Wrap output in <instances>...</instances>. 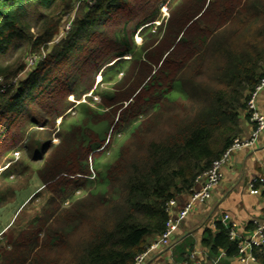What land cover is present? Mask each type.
Returning a JSON list of instances; mask_svg holds the SVG:
<instances>
[{
    "label": "trees",
    "instance_id": "trees-1",
    "mask_svg": "<svg viewBox=\"0 0 264 264\" xmlns=\"http://www.w3.org/2000/svg\"><path fill=\"white\" fill-rule=\"evenodd\" d=\"M76 1L0 0V162L23 152L0 172V208L15 195L3 182L28 171L45 196L37 213L0 235L10 237L0 264H134L164 231L166 203L189 196L239 137L264 74V0H93L48 46L55 18ZM41 48L48 53L26 71L25 59ZM97 76L111 86L101 89ZM90 91L100 106L115 107L103 114L92 96L81 102ZM123 107L132 120L117 122L125 120L130 141L115 148V129L105 137ZM72 108L78 116L68 121ZM57 118L59 144L46 135L39 144L33 130ZM228 233L223 222L203 229L209 258L236 257L238 240ZM178 258L188 263L189 252Z\"/></svg>",
    "mask_w": 264,
    "mask_h": 264
},
{
    "label": "crops",
    "instance_id": "crops-1",
    "mask_svg": "<svg viewBox=\"0 0 264 264\" xmlns=\"http://www.w3.org/2000/svg\"><path fill=\"white\" fill-rule=\"evenodd\" d=\"M257 107L264 116V90L257 98ZM252 126L242 120V131L238 138L248 139ZM264 176V131L257 138L253 147L243 148L231 155L229 163L222 169V179L213 189L211 197L203 204L197 205L183 220L173 234L174 246L167 253L150 255L145 264H184L179 259V253H195L196 262L186 264H217L225 259V264H238L235 258H224L221 253L216 259L208 257L200 246L201 235L206 227L213 228L215 223L221 222L222 216L228 214L236 224V232L244 237L252 230L251 220L256 218L264 221L263 194H250L248 186L252 179ZM198 187V186H197ZM196 187V188H197ZM188 196L179 200L180 208ZM219 218L215 219L214 216ZM209 222V223H207ZM188 241L193 243L191 249ZM187 242V244H185ZM202 253V254H201Z\"/></svg>",
    "mask_w": 264,
    "mask_h": 264
},
{
    "label": "built area",
    "instance_id": "built-area-1",
    "mask_svg": "<svg viewBox=\"0 0 264 264\" xmlns=\"http://www.w3.org/2000/svg\"><path fill=\"white\" fill-rule=\"evenodd\" d=\"M77 1V6H79L82 2H87V0ZM69 27H67L66 31H69ZM136 40H138V37H136ZM36 61L37 60L35 58H26V71L31 69L35 65ZM13 83L14 80L10 82V84ZM0 84H2L1 80ZM263 90L264 74L260 77L258 84L250 93L245 104V114L248 116V122L252 126L250 137L245 140H241L238 137L235 138L224 153L218 159L214 160L207 170L195 178L194 187L191 190L188 199L180 208L177 206L178 203L174 199L166 203L165 211L168 215V219L165 223L164 231L150 243L149 247L143 254L135 258L134 264H145L150 255H154L156 253H167L170 251L174 246L172 241L174 232L177 230L180 223L187 218L197 205L205 203L211 197L213 189L222 179V169L229 163L231 155L243 148L253 147L257 138L264 131V116L257 107V98ZM1 92H3V90ZM248 190L250 194L261 193L264 196V176L252 179L248 186ZM221 222L229 226V240H238L237 255L235 257L237 263L259 264L257 259L258 254L260 256H264V221L256 218L252 219L250 222L252 230L244 237L237 234L236 224L228 214H224L222 216ZM213 228H215V225ZM189 259L190 261L196 262L195 253H191ZM217 262L218 259L212 261V264H217Z\"/></svg>",
    "mask_w": 264,
    "mask_h": 264
},
{
    "label": "rangeland",
    "instance_id": "rangeland-1",
    "mask_svg": "<svg viewBox=\"0 0 264 264\" xmlns=\"http://www.w3.org/2000/svg\"><path fill=\"white\" fill-rule=\"evenodd\" d=\"M77 2H74L73 7L71 10H69L67 13L58 15L55 20L59 22L58 24V34L57 36L53 39V41L48 45V46H52L53 43L59 41V38L62 36H64L67 31V27H69V24L71 26L72 22L75 19V14L77 9L79 8H83L85 9L86 7H83V4H93V0H87V2H82L79 6H77ZM78 7V8H77ZM161 13H162V17L164 20H167L169 17L168 11H167V7L165 5L161 6ZM65 15V16H64ZM158 24V23H157ZM70 28V27H69ZM135 41L137 42V44L141 43V40L138 38V40ZM41 54L39 53H35V54H30L32 56H28L27 58H35L37 61L36 63L42 60L43 56L46 55L48 52L45 53V49L41 48ZM48 51V50H47ZM42 55V56H40ZM128 59V56H127ZM26 60V59H25ZM33 61V59H32ZM35 63V68H37L38 63ZM34 68V69H35ZM32 69V68H31ZM26 77L25 74H22L20 76V78ZM121 75L117 76V79H121ZM100 76H97L96 78V82L95 84H99L100 83ZM100 88L101 89H107L109 88L111 85L108 83H100ZM90 91L87 95L83 96L81 99V102H85V97L86 96H92V103L91 106L93 108H96L97 105L100 106L101 104V100L97 95H91ZM70 101H74L72 97H69ZM78 104V102L76 103ZM124 106H126V104L124 103ZM115 106L113 107H105V106H100L97 107L96 110L102 112L103 114H106V112L109 110H112ZM123 109V110H122ZM122 109H119L115 112V114L113 115L112 118V122H111V126H110V132L107 133L105 139L107 140L109 135L111 134V129H115V136L118 137V139L120 140V144H118L116 146L115 144V148H118L121 144H128L129 143V137H128V130L125 124V120L126 121H131L132 119H130V115L128 113H123L124 111V107ZM122 110V111H121ZM66 119L68 121H71L72 118H76L78 116V112L77 109H69L66 112ZM120 115V118L125 119L123 122L118 121V116ZM105 118L107 119V116H105ZM111 120V119H109ZM62 122V119L57 118L55 120V125L54 127L50 128V129H46V128H42V127H37L36 130V135L39 133V144H42L43 142H45L43 140V137H45L46 135V142L48 144L51 145H58L60 142V139L58 137V135L60 134V123ZM165 125H170V120L168 117H166L165 119ZM118 127V128H117ZM121 127V129L119 128ZM123 131H125L126 133H122ZM119 133H121V138ZM23 145V142L20 144ZM22 153L20 150H16L13 151L12 153H10L5 159H3L0 162V172L3 171L5 168H7L9 165L14 164L19 158H21ZM115 157V155L111 156V159H113ZM9 158H12L11 162H7L6 160ZM30 171H28L26 174H24L22 177H10L9 179H7L8 181H4L3 185L6 187H10L12 189V191H14L15 195L14 197H8V203L6 205H4L3 207L0 208V235L2 233H9L10 230L13 228V226L15 224H20L23 223L24 221L26 222L32 215H34L35 213H37V211L39 210V207L42 203V201L44 200L45 196L43 194V190L41 188L42 183L40 182V180L37 178L36 175L32 174ZM0 187L1 186V182H0ZM4 188V187H3ZM7 188V187H6ZM36 193H41V197L36 198L35 201L31 204L28 203L29 199ZM215 219H218L219 216L215 215L214 216ZM222 220V219H221ZM209 223V222H207ZM10 241V237L9 235L7 236V238L5 239V241ZM4 240L1 239L0 236V245L5 246L6 242ZM187 244V242L185 243ZM1 248V246H0Z\"/></svg>",
    "mask_w": 264,
    "mask_h": 264
},
{
    "label": "bare ground",
    "instance_id": "bare-ground-1",
    "mask_svg": "<svg viewBox=\"0 0 264 264\" xmlns=\"http://www.w3.org/2000/svg\"><path fill=\"white\" fill-rule=\"evenodd\" d=\"M78 8V7H77ZM65 16V15H64Z\"/></svg>",
    "mask_w": 264,
    "mask_h": 264
}]
</instances>
